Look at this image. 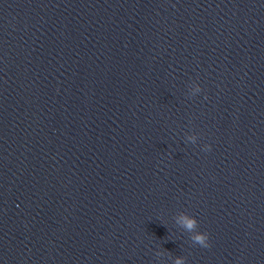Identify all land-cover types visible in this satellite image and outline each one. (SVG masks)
Wrapping results in <instances>:
<instances>
[{
    "label": "water",
    "instance_id": "water-1",
    "mask_svg": "<svg viewBox=\"0 0 264 264\" xmlns=\"http://www.w3.org/2000/svg\"><path fill=\"white\" fill-rule=\"evenodd\" d=\"M176 257L264 264V0H0V264Z\"/></svg>",
    "mask_w": 264,
    "mask_h": 264
},
{
    "label": "clouds",
    "instance_id": "clouds-1",
    "mask_svg": "<svg viewBox=\"0 0 264 264\" xmlns=\"http://www.w3.org/2000/svg\"><path fill=\"white\" fill-rule=\"evenodd\" d=\"M210 149H211V146L208 144H205L202 150L207 152V151H210ZM182 222H183V226L189 231L193 230L197 226L196 218H189L188 216H184ZM191 240L193 244H197L203 248L210 247L208 233L206 231H199L195 233L191 237ZM157 255H159V253H157ZM174 264H185V258L176 257Z\"/></svg>",
    "mask_w": 264,
    "mask_h": 264
}]
</instances>
